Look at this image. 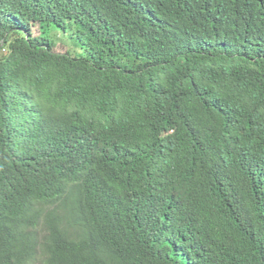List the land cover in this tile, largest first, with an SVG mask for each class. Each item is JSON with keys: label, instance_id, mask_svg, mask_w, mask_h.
Wrapping results in <instances>:
<instances>
[{"label": "trees", "instance_id": "16d2710c", "mask_svg": "<svg viewBox=\"0 0 264 264\" xmlns=\"http://www.w3.org/2000/svg\"><path fill=\"white\" fill-rule=\"evenodd\" d=\"M1 162L0 264H264V0H0Z\"/></svg>", "mask_w": 264, "mask_h": 264}, {"label": "rangeland", "instance_id": "374dc122", "mask_svg": "<svg viewBox=\"0 0 264 264\" xmlns=\"http://www.w3.org/2000/svg\"><path fill=\"white\" fill-rule=\"evenodd\" d=\"M60 40V39H59ZM67 43V41H65ZM57 52L59 53H62V52H67V47L63 44V42H59L58 45H57V49H56ZM2 166H4V164L1 162L0 163V169L3 170Z\"/></svg>", "mask_w": 264, "mask_h": 264}, {"label": "clouds", "instance_id": "9594fccd", "mask_svg": "<svg viewBox=\"0 0 264 264\" xmlns=\"http://www.w3.org/2000/svg\"><path fill=\"white\" fill-rule=\"evenodd\" d=\"M0 172H1V169H0Z\"/></svg>", "mask_w": 264, "mask_h": 264}]
</instances>
